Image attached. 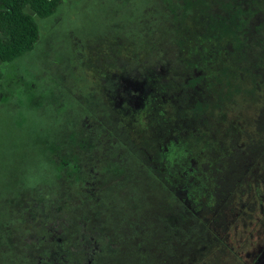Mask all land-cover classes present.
<instances>
[{"label":"trees","instance_id":"trees-1","mask_svg":"<svg viewBox=\"0 0 264 264\" xmlns=\"http://www.w3.org/2000/svg\"><path fill=\"white\" fill-rule=\"evenodd\" d=\"M63 2L0 0V63L34 50L41 36L36 17L52 16ZM164 2L169 12L155 14L159 26L153 20L139 29L158 28L159 39L146 38L144 67L128 82L129 98L108 117L85 111L88 121L48 148L53 177L1 212L0 264H196L197 253L221 236V212L236 207L245 219L264 204L258 190L253 201L241 200L250 183L258 185L256 166L264 161V103L254 131L235 126L227 140L191 156L176 181L164 154L130 127L144 106L170 104L168 94L190 65L187 33L220 43L233 55L238 83L249 79L251 93L264 97V0ZM131 59L138 60L137 50ZM138 101L142 107H134ZM201 181L213 184L212 206L198 201ZM214 211L213 223L207 215Z\"/></svg>","mask_w":264,"mask_h":264},{"label":"rangeland","instance_id":"rangeland-1","mask_svg":"<svg viewBox=\"0 0 264 264\" xmlns=\"http://www.w3.org/2000/svg\"><path fill=\"white\" fill-rule=\"evenodd\" d=\"M163 10L169 12L164 0H64L52 16L36 17L41 36L35 49L0 63V214L53 177L49 146L85 122L88 112L97 111V97L106 100L114 82L127 84L134 51L141 65L146 38L159 39L158 28L149 34L139 29L153 20L159 26L155 14ZM207 38L187 33L190 65L179 79L182 84L168 94L173 95L170 104L159 109L148 104L132 126L126 122L164 154L174 181L191 156L207 144L227 140L238 131L235 126L254 131L264 103L263 91L251 93L249 79L238 83L233 55ZM108 69L112 75L106 74ZM198 104L203 105L200 112ZM256 167L258 185H248L242 202L253 201L257 190L264 199V161ZM198 168L203 169L202 162ZM245 181L251 182L250 174ZM198 183L203 184L197 187L198 201L212 206L213 184ZM221 215L220 238L197 253L196 264H264V204L252 206L245 219L236 207ZM208 216L217 222L215 211Z\"/></svg>","mask_w":264,"mask_h":264},{"label":"flooded vegetation","instance_id":"flooded-vegetation-1","mask_svg":"<svg viewBox=\"0 0 264 264\" xmlns=\"http://www.w3.org/2000/svg\"><path fill=\"white\" fill-rule=\"evenodd\" d=\"M131 60L133 61V63L131 64L132 66H130V68L133 69V72H135L137 70L140 71L141 69H143V67H144V61H143V63L141 65H138L137 64L138 63V60H134V59H131ZM136 65L138 67H136ZM134 67H136V68H134ZM110 71H111V69H108L106 71V74H109ZM110 75H112V73H110ZM131 77L132 76L128 77L129 80H130ZM122 79H124V78H122ZM103 80H104V78H103ZM129 80H128V82H129ZM128 82H127V84L125 86H123V84L120 83V82L118 84L117 83L115 84V82H114L111 85V87H108L109 94H107L106 100L103 97L102 98L97 97V102H98L97 103V112L99 114H105V115H107V117L110 116V115H112L115 107H117L119 105L118 102L121 103V101H123L124 99L129 98ZM104 83H107V81H103L102 82V87H103V84ZM96 86H97V84H96ZM134 105H135L134 107L137 106L138 108L143 106V104H140V101L135 102ZM156 108H157V106H156ZM159 108H160V106L157 109H159ZM87 121H88V119L85 122H87Z\"/></svg>","mask_w":264,"mask_h":264}]
</instances>
